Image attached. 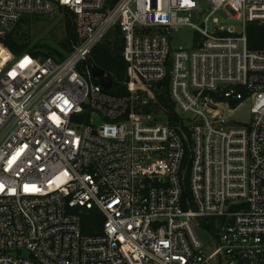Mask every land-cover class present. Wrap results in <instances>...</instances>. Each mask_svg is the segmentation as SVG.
Here are the masks:
<instances>
[{"label":"built area","instance_id":"1","mask_svg":"<svg viewBox=\"0 0 264 264\" xmlns=\"http://www.w3.org/2000/svg\"><path fill=\"white\" fill-rule=\"evenodd\" d=\"M206 3L200 26L199 0H0V43L63 8L78 36L62 59L0 53V264H264V50L245 30L264 0ZM219 9L243 28L210 30ZM117 27L122 95L87 64ZM187 27L201 43L174 48ZM166 78L189 134L156 112ZM243 101L248 122L230 115Z\"/></svg>","mask_w":264,"mask_h":264},{"label":"trees","instance_id":"2","mask_svg":"<svg viewBox=\"0 0 264 264\" xmlns=\"http://www.w3.org/2000/svg\"><path fill=\"white\" fill-rule=\"evenodd\" d=\"M118 0H111L112 5ZM61 11L65 13V18L63 21V29L65 33V38L61 41L60 46L62 48V53L56 51L52 52L39 51L36 48L47 47L45 45H32L30 43L29 37L26 36V32L22 31L23 23H29L32 18H38L40 16H25L23 17L16 28L9 33L2 43L4 46L10 48L15 55H19L24 52H28L37 56H51L55 59H62L68 53H70L74 46L78 43V36L76 33L74 25V15L67 8H63ZM114 35V39H110L111 35ZM246 36L248 47L253 51H263L264 50V24L257 21H249L246 25ZM201 37L197 33L194 37L193 47H197L201 43ZM123 49V36L120 29L117 27L114 29L103 41L97 44L87 61L90 65L94 63L95 65L101 67L102 69L108 71L112 77V87L108 92L116 95H122L127 92L124 82L126 80V63L122 57ZM1 50V49H0ZM155 95V107L156 112L163 114L170 125L177 126L183 129L187 134H189L188 128L184 125V120L180 114L176 111L175 105L172 102L169 94L168 78L158 83L154 88ZM220 99V97H217ZM237 103H231V108H236ZM188 158V156H187ZM188 195V189H187ZM92 212L83 214L82 218V231L84 234H92L94 230L100 229V218L94 217ZM210 226H213V221H211ZM213 227H211L212 229ZM214 229V228H213ZM214 231V230H213Z\"/></svg>","mask_w":264,"mask_h":264},{"label":"rangeland","instance_id":"3","mask_svg":"<svg viewBox=\"0 0 264 264\" xmlns=\"http://www.w3.org/2000/svg\"><path fill=\"white\" fill-rule=\"evenodd\" d=\"M201 4V12L199 14L193 12L191 16V20L198 25H202L203 16L207 15L211 10L207 5L206 0H199ZM65 13L60 11L51 16H42L38 18H32L29 23H23L22 31L26 32V36L29 37L31 46L32 45H45L47 47L36 48L39 51L52 52L53 54L56 51L62 53V48L60 46L61 41L65 38V33L63 29V21L65 18ZM213 18H216L219 21V25L222 26H230L236 31H240L243 28V23L240 20L233 19L225 9L217 10L212 18H210L208 22V28L210 30L214 29ZM247 25V22H246ZM246 30V27H245ZM197 32L194 29L189 27L184 28L180 31L174 33L172 38V46L177 48L179 46L183 47H193L194 37ZM110 39H114V35L110 36ZM0 53L3 57H9L10 55H15V53L8 47L4 46V44L0 43ZM250 101H243L241 105H239L233 112L230 113L232 118L239 122H248L250 120ZM195 231L197 235L207 240L209 238V234L206 230L201 227H195Z\"/></svg>","mask_w":264,"mask_h":264},{"label":"water","instance_id":"4","mask_svg":"<svg viewBox=\"0 0 264 264\" xmlns=\"http://www.w3.org/2000/svg\"><path fill=\"white\" fill-rule=\"evenodd\" d=\"M91 70H92V75L94 77H98L101 78V85L105 88V89H110L112 86V77L110 75V73L104 69H102L101 67L95 65L94 63H91Z\"/></svg>","mask_w":264,"mask_h":264}]
</instances>
